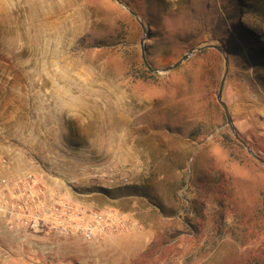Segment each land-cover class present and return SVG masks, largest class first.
Masks as SVG:
<instances>
[{"label": "rangeland", "instance_id": "obj_1", "mask_svg": "<svg viewBox=\"0 0 264 264\" xmlns=\"http://www.w3.org/2000/svg\"><path fill=\"white\" fill-rule=\"evenodd\" d=\"M118 1L0 0V104L45 107L67 198L132 224L52 249L0 223V264H264V164L228 125L214 48L235 130L264 159V70L241 39L264 43V0ZM142 45L154 70L196 52L153 73Z\"/></svg>", "mask_w": 264, "mask_h": 264}, {"label": "built area", "instance_id": "obj_2", "mask_svg": "<svg viewBox=\"0 0 264 264\" xmlns=\"http://www.w3.org/2000/svg\"><path fill=\"white\" fill-rule=\"evenodd\" d=\"M98 176L107 177L105 174ZM109 183L115 185L116 180L109 179ZM1 197L3 229L23 242L30 239L59 241L50 245L52 249L60 248L62 242L77 239L100 244L132 227L118 211L88 209L56 190L43 187L33 173L17 180L13 192Z\"/></svg>", "mask_w": 264, "mask_h": 264}, {"label": "crops", "instance_id": "obj_3", "mask_svg": "<svg viewBox=\"0 0 264 264\" xmlns=\"http://www.w3.org/2000/svg\"><path fill=\"white\" fill-rule=\"evenodd\" d=\"M2 95L0 92V98ZM8 106L0 104V195L11 194L17 180L33 173L43 187L67 197L66 186L51 173L52 169L61 171V168H66V158L59 144V125L51 123L45 107L38 109L37 116L30 117L26 104L13 109ZM74 181L82 184L84 178L76 176ZM80 241L70 242L68 248L79 247ZM97 245L88 244L90 247ZM75 251L78 253L81 250Z\"/></svg>", "mask_w": 264, "mask_h": 264}, {"label": "water", "instance_id": "obj_4", "mask_svg": "<svg viewBox=\"0 0 264 264\" xmlns=\"http://www.w3.org/2000/svg\"><path fill=\"white\" fill-rule=\"evenodd\" d=\"M116 1H118V0H116ZM119 2V1H118ZM120 3V2H119ZM125 8H126V6L125 5H123ZM128 9V8H127ZM128 11L132 14V15H134L135 17H137V14L136 13H134L133 11H131L130 9H128ZM138 18V17H137ZM139 21H140V19H138ZM141 23V26H142V28H143V31H144V34H147V31H146V28H145V26H144V24L142 23V22H140ZM211 48V47H210ZM214 48H216V49H218L222 54H223V56H224V58H225V62H226V73H225V75H224V77H223V79H222V82H221V85H220V89H219V93H218V101H219V103L221 104V106H222V108H223V110H224V112H225V115H226V118H227V121H228V125H229V127H230V129H231V131H232V133L235 135V137H236V139L247 149V151H248V153L253 157V158H255L257 161H259L260 163H262V164H264V159H262L261 157H259L257 154H255L248 146H247V144L245 143V141L244 140H242L241 138H240V136L238 135V133L236 132V130H235V127H234V125H233V120H232V117H231V115H230V113H229V109H228V107H227V105L223 102V100H222V97H223V92H224V86H225V81H226V78H227V74H228V62H229V60H228V58L225 56V52L223 51V50H221L220 48H218V47H214ZM142 49H143V60H144V63H145V65H146V67L150 70V71H152L153 73H161V72H164V73H168V72H171V71H173V70H176V69H178L179 67H180V65L183 63V62H185V61H187L196 51L195 50H191V51H189V52H187L181 59H180V61L179 62H177L176 64H174L173 66H171V67H168L167 69H164V70H154V69H152L151 68V66L149 65V63L147 62V60H146V54H145V49H144V46L142 45Z\"/></svg>", "mask_w": 264, "mask_h": 264}, {"label": "trees", "instance_id": "obj_5", "mask_svg": "<svg viewBox=\"0 0 264 264\" xmlns=\"http://www.w3.org/2000/svg\"><path fill=\"white\" fill-rule=\"evenodd\" d=\"M242 41L248 50L247 59L264 70V43L259 35L243 27Z\"/></svg>", "mask_w": 264, "mask_h": 264}]
</instances>
